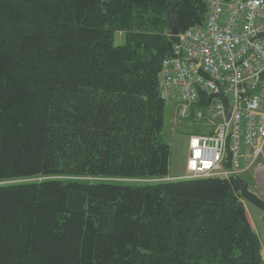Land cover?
Segmentation results:
<instances>
[{"label":"trees","instance_id":"trees-1","mask_svg":"<svg viewBox=\"0 0 264 264\" xmlns=\"http://www.w3.org/2000/svg\"><path fill=\"white\" fill-rule=\"evenodd\" d=\"M171 6L202 28L203 0H0V264H263L235 178L166 180Z\"/></svg>","mask_w":264,"mask_h":264},{"label":"built area","instance_id":"built-area-1","mask_svg":"<svg viewBox=\"0 0 264 264\" xmlns=\"http://www.w3.org/2000/svg\"><path fill=\"white\" fill-rule=\"evenodd\" d=\"M204 2L203 27L174 37L158 83L159 99L179 118L202 107L183 179L251 175L264 190V0Z\"/></svg>","mask_w":264,"mask_h":264},{"label":"rangeland","instance_id":"rangeland-1","mask_svg":"<svg viewBox=\"0 0 264 264\" xmlns=\"http://www.w3.org/2000/svg\"><path fill=\"white\" fill-rule=\"evenodd\" d=\"M115 43L121 45L123 43V37L120 35L118 37L116 36ZM176 110L177 107L173 105L166 106L165 126L164 131L162 132L163 141L170 146L169 178L185 177L187 175V149L189 136L190 134L202 133V130L194 125V119H191L190 117L186 120L177 119ZM192 110L194 113L202 112V108L197 106H193ZM243 179L248 183V190L264 202V190H261L257 186L251 175H245ZM243 204L249 218V223L259 239L264 264V212L245 200H243Z\"/></svg>","mask_w":264,"mask_h":264},{"label":"water","instance_id":"water-1","mask_svg":"<svg viewBox=\"0 0 264 264\" xmlns=\"http://www.w3.org/2000/svg\"><path fill=\"white\" fill-rule=\"evenodd\" d=\"M173 6H171L168 10L167 13V17H168V26H169V32H170V36L171 37H175L178 34V30L172 15V9ZM226 118L228 120L229 118V111H228V106L226 107ZM239 184H240V192L239 195L241 197L242 200H245L247 202H249L250 204H252L254 207H256L257 209L261 210L264 212V202H262L260 199H258L254 194H252L249 190H248V183L245 179L243 178H235Z\"/></svg>","mask_w":264,"mask_h":264},{"label":"bare ground","instance_id":"bare-ground-1","mask_svg":"<svg viewBox=\"0 0 264 264\" xmlns=\"http://www.w3.org/2000/svg\"><path fill=\"white\" fill-rule=\"evenodd\" d=\"M204 1V0H203ZM206 5V4H205ZM230 11V9H227L226 10V12H229ZM203 27V26H202ZM189 30V29H188ZM164 61V60H163ZM162 61V62H163ZM203 79L205 80V81H208V80H211V78L210 77H206V76H204L203 77ZM162 80V72H161V74H160V81ZM199 104H197L196 106H198ZM193 107V106H192ZM192 107L190 108V111H189V114H188V116H187V118H185V119H182V118H180V119H182V120H186V119H188L189 117L191 118V119H194L195 120V116H196V113L197 112H195L194 113V111L192 110ZM199 108H202L201 106H199ZM176 116L179 118V116H178V111L176 110ZM193 117V118H192ZM242 200V199H241ZM243 201V200H242Z\"/></svg>","mask_w":264,"mask_h":264},{"label":"crops","instance_id":"crops-1","mask_svg":"<svg viewBox=\"0 0 264 264\" xmlns=\"http://www.w3.org/2000/svg\"><path fill=\"white\" fill-rule=\"evenodd\" d=\"M184 177H175V178H169V177H167V179L166 180H168V181H173V180H181V179H183ZM246 216H247V219H248V222H249V218H248V215H247V212H246ZM250 224V223H249ZM251 226V225H250ZM252 228V227H251ZM253 230V229H252Z\"/></svg>","mask_w":264,"mask_h":264}]
</instances>
